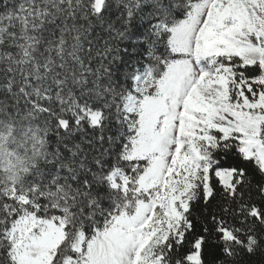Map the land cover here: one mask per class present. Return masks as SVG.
<instances>
[{"label":"rangeland","instance_id":"1","mask_svg":"<svg viewBox=\"0 0 264 264\" xmlns=\"http://www.w3.org/2000/svg\"><path fill=\"white\" fill-rule=\"evenodd\" d=\"M117 1L128 11L142 2ZM89 2L101 14L107 0ZM148 4L163 42L133 68L120 89L125 98L116 91L106 100L111 116L122 117L123 140L118 161L99 175L108 194L95 209L79 210L76 195L58 180L36 182L38 159L47 155L42 123L24 117L14 128L0 113V244L7 243L14 264H168L155 249L184 236L186 212L200 195L211 196V180L228 197L241 183L243 171L214 162L217 145L235 146L264 175V0ZM24 9L17 15L29 35ZM29 46H20L19 58L31 57ZM233 65L256 66L258 73ZM25 100L41 113L40 102ZM64 104L77 124L100 126L101 110L77 100ZM243 211L239 225L217 221L221 241L229 256L239 251L264 264V208ZM195 242L185 264L202 263L201 239Z\"/></svg>","mask_w":264,"mask_h":264},{"label":"trees","instance_id":"2","mask_svg":"<svg viewBox=\"0 0 264 264\" xmlns=\"http://www.w3.org/2000/svg\"><path fill=\"white\" fill-rule=\"evenodd\" d=\"M141 1L139 7L128 11L125 1L107 0L101 14L92 12L89 0L0 1V113L14 128L24 117L42 123L47 155L38 159L36 182L60 181L76 195L79 210H92L103 202L108 187L99 175L118 161L122 146V117L119 121L111 116L106 100L112 101L111 93L116 91L117 98L120 89L129 85L133 68L141 67L145 57L152 55L157 41L163 42L151 25L148 0ZM22 8L28 27L33 29L29 35H25L23 20L17 15ZM28 38L32 40L26 41ZM25 43L30 44L31 57L19 58V48ZM236 67L232 70L245 75L258 73L256 66ZM44 93L49 98L44 99ZM125 94L120 95L125 98ZM25 96L40 102V114ZM75 100L102 111L97 129L89 128L86 122L77 124V117L63 107ZM118 110L121 112L122 106ZM212 156L219 168L243 171L236 192L228 197L217 180H211V196L200 195L186 212L189 224L184 236L168 241L167 249L155 251L163 262L185 264L195 241L201 239V264H261L262 257L252 258L239 251L232 250L229 256L217 221L239 225L245 207L264 208V175L251 161L242 160L233 145L228 144L225 150L217 145ZM0 264H14L6 242L0 244Z\"/></svg>","mask_w":264,"mask_h":264}]
</instances>
